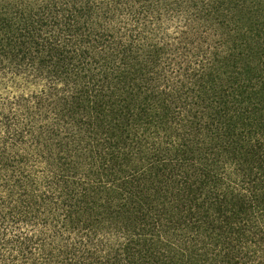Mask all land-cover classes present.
<instances>
[{
    "label": "trees",
    "instance_id": "16d2710c",
    "mask_svg": "<svg viewBox=\"0 0 264 264\" xmlns=\"http://www.w3.org/2000/svg\"><path fill=\"white\" fill-rule=\"evenodd\" d=\"M0 264H264V0H0Z\"/></svg>",
    "mask_w": 264,
    "mask_h": 264
}]
</instances>
